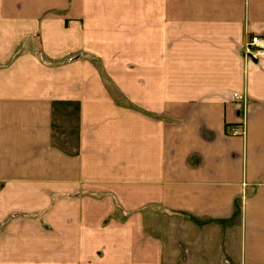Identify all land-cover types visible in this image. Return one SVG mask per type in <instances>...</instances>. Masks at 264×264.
Wrapping results in <instances>:
<instances>
[{
	"label": "crops",
	"instance_id": "obj_1",
	"mask_svg": "<svg viewBox=\"0 0 264 264\" xmlns=\"http://www.w3.org/2000/svg\"><path fill=\"white\" fill-rule=\"evenodd\" d=\"M250 34L264 0H0V264H264Z\"/></svg>",
	"mask_w": 264,
	"mask_h": 264
},
{
	"label": "built area",
	"instance_id": "obj_2",
	"mask_svg": "<svg viewBox=\"0 0 264 264\" xmlns=\"http://www.w3.org/2000/svg\"><path fill=\"white\" fill-rule=\"evenodd\" d=\"M243 47L246 60L264 59V36L248 35Z\"/></svg>",
	"mask_w": 264,
	"mask_h": 264
},
{
	"label": "rangeland",
	"instance_id": "obj_3",
	"mask_svg": "<svg viewBox=\"0 0 264 264\" xmlns=\"http://www.w3.org/2000/svg\"><path fill=\"white\" fill-rule=\"evenodd\" d=\"M133 1H135V0H133ZM243 45H244V44H243ZM243 57H245V56H244V47H243ZM244 59H245V58H244ZM257 60H258V59H257ZM248 61H249V60H248ZM252 61H255V60H252ZM165 214L168 215L167 218L164 217V220H165V221L167 220L168 222H170L171 220H173L174 217L172 216V214H170V213L168 214V213H166V212H165ZM185 218H186V217H185ZM187 218H188V217H187ZM160 220H161V219H160ZM176 220H177V219H176ZM179 220H180V219H179ZM181 220H182V219H181ZM161 221H163V220H161ZM160 224H161V223H160Z\"/></svg>",
	"mask_w": 264,
	"mask_h": 264
}]
</instances>
